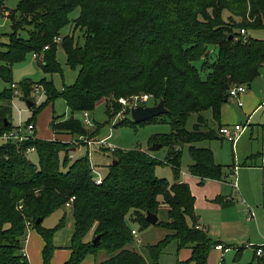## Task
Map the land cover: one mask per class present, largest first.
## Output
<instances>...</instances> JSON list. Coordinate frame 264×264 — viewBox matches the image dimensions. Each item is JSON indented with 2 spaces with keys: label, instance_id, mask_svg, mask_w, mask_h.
<instances>
[{
  "label": "trees",
  "instance_id": "obj_1",
  "mask_svg": "<svg viewBox=\"0 0 264 264\" xmlns=\"http://www.w3.org/2000/svg\"><path fill=\"white\" fill-rule=\"evenodd\" d=\"M6 1L0 0V9L8 10ZM76 8L78 16L70 19ZM9 11L10 32L0 50V77L5 82L12 83V65L32 52H37L44 73H61L56 61L58 46L65 52L66 64L79 68L74 83L61 92L45 77L19 83L26 101L34 83L45 91L43 101L30 107L32 114L25 124L34 123L38 111L58 97L66 101L71 114L91 113L96 102L104 99L105 112L112 119L121 108L120 97L150 93L154 104L164 101L168 111L161 115L167 116L170 132L152 135L148 144L166 147L164 162L172 168L173 182L157 177L154 169L162 162L140 149L117 147L101 183L96 184L88 154L71 158V147L65 141L31 135L22 142L2 143L0 264H28L22 253L27 223L43 239L42 264H50L53 235L64 225L65 216L52 228L41 223L71 196L70 254L63 264H80L99 251L106 258L95 264H159L162 251L171 242L177 253L190 250L176 264H207L210 251L219 242L197 224L194 197L188 184L180 181L181 147L189 144L191 174L223 179L224 166L214 161L212 151L192 143L220 138L221 106L228 100L229 88L249 86L264 67V38L247 35L249 29L264 28V0H17ZM70 22L82 33V44L74 33L61 34ZM21 30L26 36L19 35ZM210 46L215 49L211 61L207 58ZM201 59L198 68L195 61ZM200 71L205 72L204 77ZM12 97L11 87L0 92V134L14 128ZM204 110L211 111L216 128L205 125L200 114ZM193 112L198 113L197 122L187 130L185 124ZM128 122L125 117L117 124ZM49 125L55 134L78 136L93 135L98 129L88 132L80 119L63 115H53ZM260 126L264 129V124ZM28 148L37 153V163L28 159ZM147 212L158 216L153 225L167 233L140 253L132 246V228L126 218L143 230L151 225L145 219ZM39 218L42 221L35 224ZM97 235L99 239L93 243ZM254 258L256 264H264V256L254 254Z\"/></svg>",
  "mask_w": 264,
  "mask_h": 264
},
{
  "label": "rangeland",
  "instance_id": "obj_2",
  "mask_svg": "<svg viewBox=\"0 0 264 264\" xmlns=\"http://www.w3.org/2000/svg\"><path fill=\"white\" fill-rule=\"evenodd\" d=\"M17 3V0H7L5 2V6L8 10L1 9V17H0V50L4 49L2 43H6L8 40V33L10 32L9 27V19L8 15H10L9 9H13ZM79 14V8L74 9L70 14L69 18L74 19ZM19 35L26 36V32L21 30L18 31ZM74 33L75 40L82 44L84 39L82 33L79 30H75L72 22L69 25L64 27L61 31L62 35H70ZM247 34L253 38H264V28L259 29H249ZM214 47L210 46L207 57L209 61L214 58ZM56 61L60 65L62 71L61 73H44L40 68L37 59L32 56V53H28L25 58L19 62H16L12 65V75L11 81L15 84V88L13 89V97L10 103V121L14 126L13 129H18L20 132H23L25 121L31 116V109L28 108L26 104V100L22 97V90L19 86V83L25 79H29L33 82H38L40 79L45 77L48 80H52L54 87L57 91L61 92L63 87L72 85L77 78L79 68H71L66 64V56L63 48L58 46L56 51ZM201 60L195 61V65L200 68ZM202 77L205 76L204 71H200ZM10 88V82H5L2 77H0V92L5 89ZM263 92L264 93V73L261 78H257L250 83L249 86L246 85V91L241 95V101L243 104L250 103V101L256 96V94ZM131 96V95H130ZM128 96V97H130ZM44 96L35 95L31 93L29 95L28 101L34 102L35 106L39 105L42 102ZM233 98H228V100L222 104L221 113L224 118L229 122H237L238 124H247V128L242 133L239 141L234 144V149L231 147V143L223 140L221 138H213V139H204L195 143H192L196 147H207L210 148L212 153L215 154V162L223 165V170L226 181H231L236 178L231 172V167L237 165L239 168L244 167L243 164H256L260 165V157L264 155V129L261 128V124H264V106L250 116L249 121L246 123V115H243V111L245 106L242 108L237 107ZM157 103V102H156ZM147 106L153 105V101H149L146 103ZM106 102L104 99L98 100L95 104V107L91 113H89L91 124L85 126L88 132H92L96 128H98L93 135H86L85 138L87 140L100 139L105 137L111 130V138L110 142L117 148L122 149H140L147 152L149 139L154 134H167L170 132V126L167 122V116L161 115L156 118V120L152 122L145 123H135L131 122L130 115L125 114V109L123 107L118 111V117L115 121L114 126L110 127L112 119L108 118L105 112ZM243 110V111H242ZM251 112V111H250ZM249 112V113H250ZM247 113V114H249ZM117 114V113H116ZM205 119V125L210 126L212 128H216V125L212 123L211 111L204 110L200 113ZM53 115H63L64 118H68L73 116L82 121V112H74L71 114L68 104L62 97H58L54 99L52 103H49L43 106L38 113L34 117V131L33 135L39 139L45 140H55L58 139L60 141H66L68 145L72 148L74 147V151H70L74 157L82 156L88 154L89 162L93 167H95L101 175H105L107 172V165L111 163L113 156V150L100 149L98 150L95 146H91L88 148L87 142L83 140H78V135H66V134H55L50 128V119ZM198 113H191L187 119L185 124V128L187 130L193 129V124L197 122ZM127 118L129 122L127 124H117L124 118ZM130 118V119H129ZM223 118V119H224ZM231 119V120H230ZM205 126V127H206ZM16 131V130H15ZM9 142L4 141L0 138V144ZM189 144L185 143L181 147V159H180V171L188 170V165L192 162L189 152H188ZM149 152V151H148ZM258 153L257 156H255ZM154 159L161 161L155 166L154 173L157 177L165 178L169 182H173V171L169 164L164 162L166 155V147L163 146L157 151H153L149 153ZM254 155V156H253ZM28 159L37 163V153L35 150H30L27 152ZM252 156V158H251ZM257 177V181H259L260 176L254 175ZM235 196V193L232 194ZM65 216L64 225L57 230H55L53 235V245L55 246L54 253L50 259V264H52V260L55 255L56 250H67L66 247L70 244V238L72 234V214L70 207H61L60 209L55 210L52 214L47 216L42 221V226L46 228L54 227L61 216ZM127 223L132 228H135L137 231L139 241L133 242V247L136 251L143 253V247L147 244H154L158 240H160L166 233L167 230L150 225L147 228L140 230L136 223H132L129 221L128 217L126 218ZM34 230L38 235H40L37 230L29 226L27 227L26 232ZM239 233V232H238ZM41 237V236H39ZM237 239L234 242H228V245H223V247H227V249L220 251V253H216L213 249L210 251L208 264H256V259L254 258V250L252 247L245 246L247 243L245 239H242L240 236L236 237ZM58 246V248H56ZM241 248L238 252L237 249ZM223 252V253H221ZM187 254V250H180L179 253L176 252V245L174 242L169 243L165 249L162 251L159 264H176L177 261L181 258H185ZM105 255L104 252L99 251L96 254L97 260L102 258ZM106 256V255H105ZM104 256V257H105ZM92 256H86L85 258ZM187 258V257H186ZM185 258V259H186ZM68 259V258H67ZM66 259V260H67ZM184 259V260H185ZM28 260V258H27ZM65 260V261H66ZM54 261V260H53ZM58 261V260H57ZM65 261H59L60 264H63ZM182 261V260H181ZM29 262V261H28Z\"/></svg>",
  "mask_w": 264,
  "mask_h": 264
},
{
  "label": "crops",
  "instance_id": "obj_3",
  "mask_svg": "<svg viewBox=\"0 0 264 264\" xmlns=\"http://www.w3.org/2000/svg\"><path fill=\"white\" fill-rule=\"evenodd\" d=\"M263 73L264 67L260 69V74L253 80L261 78ZM253 80L251 82H253ZM243 106H245V108L244 111H242L243 115L247 116V123L250 116L258 112L262 106H264V93L260 92L256 94L250 103L243 104L242 102V106L237 107L242 108ZM223 118L224 116H222L221 113V124H232V122H229V119ZM233 124H237V122H233ZM243 125L247 126V124ZM66 135L68 136V134ZM239 138L236 143L239 141ZM233 146L234 145L231 144V147L234 149ZM72 148H69L70 151L75 150V148ZM70 157L75 158L71 153ZM213 158L215 159L214 152ZM256 163L257 162H254V164L244 163V167L241 168L237 165L234 167L230 166L231 172L233 171V174L236 176V178L231 181H226L225 178L222 180L201 179L191 174L189 170L180 171V181L188 184L190 192L194 197V211L197 217V224L199 227L206 229L210 238L218 241V244L226 246L228 242H234L237 236L245 239L247 242L245 246L252 247L253 250L254 246L264 243V163L261 161L260 165ZM91 166L93 167V165ZM254 175L260 176L258 177L259 181H257V177H254ZM234 183H236V187ZM233 193H235V196L232 195ZM248 209L253 211V216H249ZM132 229L135 228L132 227ZM39 236L40 235L34 230L26 232L22 253L28 258V264H42L41 251L44 242L42 237ZM56 248H58V246H56ZM223 248V250L227 249V247ZM66 249L67 250L63 251H55L52 264H60L59 261H65L69 257L70 250L68 246ZM184 249L187 250V254L184 256L188 257L190 250L188 248ZM238 249L237 251L239 252L241 248ZM213 250L216 253H220V250ZM89 255L92 256L93 259H90V257L84 258L80 264H95L96 261H101L106 258V256L103 255V259L100 258L97 260V257L91 254ZM184 259L181 258L179 261H183Z\"/></svg>",
  "mask_w": 264,
  "mask_h": 264
},
{
  "label": "built area",
  "instance_id": "obj_4",
  "mask_svg": "<svg viewBox=\"0 0 264 264\" xmlns=\"http://www.w3.org/2000/svg\"><path fill=\"white\" fill-rule=\"evenodd\" d=\"M0 17H1V9H0ZM242 34H245V31L243 29L240 30ZM59 37L55 38V41H58ZM47 46H44V49H46ZM32 56L36 59L38 58L37 52H32ZM10 87L12 89L15 88V84L11 83ZM32 93L35 95H43L44 96V88L42 85L38 83H34L32 85ZM246 91V85L245 84H236L233 85L232 87L229 88L228 90V98H233L237 106H242V101H241V95ZM149 101H153V96L150 93H139V94H133L130 97H120L118 99V103L123 107L124 109L130 110L132 107H136L138 105H146ZM154 104V103H153ZM118 113L112 118L111 125L110 127L114 126L115 121L118 117ZM84 126H88L91 124L90 122V116L87 111L82 112V121ZM246 125L243 124H223L217 129V134L220 138L223 140H226L230 142L232 145L235 144V142L238 140L242 132L245 130ZM16 130V131H15ZM34 131V124L33 123H28L24 125L23 132L19 131L18 129H11L8 131H4L3 133L0 134V138L4 141H11V142H22L23 140L28 139L31 135H33ZM111 130L110 132L105 136L100 139H91L87 140L84 136H79L78 140H83L87 142L88 148L91 146H95L98 150L100 149H106V150H113L116 147L109 141L111 138ZM67 141V140H66ZM65 141V142H66ZM30 150H34L33 148H28L27 152ZM261 162L264 163V155L261 156ZM92 172L94 175V182L96 184L101 183L103 175H101L94 167H92ZM234 186L236 187V183H234ZM74 199V196H71L69 200L65 203L66 207H70L72 200ZM249 216H253V211L248 209ZM30 224L27 223V227H29ZM198 227V226H197ZM133 242L139 241L137 231L135 229L131 230ZM264 243L258 244L254 246V253L257 257H262L264 256V249H263ZM213 249L215 250H223V246L221 244H215L213 246Z\"/></svg>",
  "mask_w": 264,
  "mask_h": 264
},
{
  "label": "water",
  "instance_id": "obj_5",
  "mask_svg": "<svg viewBox=\"0 0 264 264\" xmlns=\"http://www.w3.org/2000/svg\"><path fill=\"white\" fill-rule=\"evenodd\" d=\"M26 104L28 106V108L32 107L34 105V102L31 101H26ZM168 111V109L165 107L164 101L162 99H160L156 104L153 105H138L136 107H132L129 110V115L131 117V120L135 123H141L144 122L148 119H151L153 117H157L161 114H164ZM74 149V148H72ZM158 149H160V144L159 143H152L149 147H148V151L149 152H153V151H157ZM145 219L148 223H150L151 225L155 224L158 220V216L154 213L151 212H147ZM42 221V218H39L35 221V224H38L39 222ZM99 239V236L97 235L94 239H93V243H96Z\"/></svg>",
  "mask_w": 264,
  "mask_h": 264
}]
</instances>
